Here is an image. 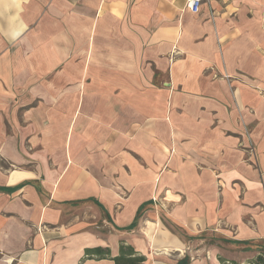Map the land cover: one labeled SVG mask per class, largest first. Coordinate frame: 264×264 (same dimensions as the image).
Returning <instances> with one entry per match:
<instances>
[{
    "label": "crops",
    "instance_id": "0c3cea01",
    "mask_svg": "<svg viewBox=\"0 0 264 264\" xmlns=\"http://www.w3.org/2000/svg\"><path fill=\"white\" fill-rule=\"evenodd\" d=\"M186 3L0 0V264L264 254V0Z\"/></svg>",
    "mask_w": 264,
    "mask_h": 264
},
{
    "label": "trees",
    "instance_id": "16d2710c",
    "mask_svg": "<svg viewBox=\"0 0 264 264\" xmlns=\"http://www.w3.org/2000/svg\"><path fill=\"white\" fill-rule=\"evenodd\" d=\"M95 252H101L108 255V251H104L100 248L91 249ZM88 252V251H87ZM133 251L130 247L124 248L121 246L120 248V254L117 257L112 258L115 261V264H144L145 257L142 255H133ZM256 264H264V254L260 255L256 258Z\"/></svg>",
    "mask_w": 264,
    "mask_h": 264
},
{
    "label": "rangeland",
    "instance_id": "374dc122",
    "mask_svg": "<svg viewBox=\"0 0 264 264\" xmlns=\"http://www.w3.org/2000/svg\"><path fill=\"white\" fill-rule=\"evenodd\" d=\"M156 213L158 214V212H156ZM142 228H143L142 229L143 234H148L150 232H153V231L149 230V228H147V226H145L144 224H143ZM206 234H210V236H211V232H203L202 234L200 233V234L195 235V237H197V236L200 237L201 235H206ZM213 234H214L213 236H216V237H213V238H217L216 240H221L222 239V238H219L218 237L219 235H217V233H213ZM183 239L186 242V248H187L186 250L189 253L190 250L195 247L196 243H195V241L193 242V238L191 237V235L190 236H185V237H183ZM235 251H236V253L238 255H240V251L241 250L239 248H236ZM159 252H164V249L163 248L162 249L160 248L159 249ZM171 254H172V256H175L174 254H176V253L175 252H173V253L171 252ZM242 255L245 256L243 253H242ZM235 262L237 264H247L248 259H247V257H244L243 259H237V261H235Z\"/></svg>",
    "mask_w": 264,
    "mask_h": 264
},
{
    "label": "built area",
    "instance_id": "2783aa9c",
    "mask_svg": "<svg viewBox=\"0 0 264 264\" xmlns=\"http://www.w3.org/2000/svg\"><path fill=\"white\" fill-rule=\"evenodd\" d=\"M204 1L205 0H187L186 6L191 13L196 14L199 12L201 4Z\"/></svg>",
    "mask_w": 264,
    "mask_h": 264
}]
</instances>
